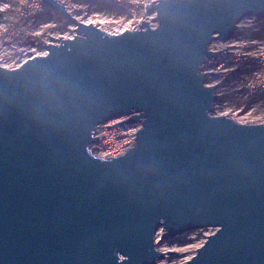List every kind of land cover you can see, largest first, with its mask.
Masks as SVG:
<instances>
[{"label":"water","instance_id":"1","mask_svg":"<svg viewBox=\"0 0 264 264\" xmlns=\"http://www.w3.org/2000/svg\"><path fill=\"white\" fill-rule=\"evenodd\" d=\"M41 1L75 34L0 63V264H155L161 239L207 227L187 264H264V122L214 115L203 70L264 0H154L155 25L120 33ZM124 116L135 145L95 155Z\"/></svg>","mask_w":264,"mask_h":264},{"label":"rangeland","instance_id":"2","mask_svg":"<svg viewBox=\"0 0 264 264\" xmlns=\"http://www.w3.org/2000/svg\"><path fill=\"white\" fill-rule=\"evenodd\" d=\"M46 6L26 3L25 0H0V63L13 68L33 55L47 50L53 37H66L73 33L72 24L62 27L50 15ZM65 20V19H64ZM68 22V21H67ZM108 30L105 18H94L93 23ZM247 41H253L255 49L264 48V20L247 18L240 22V29L226 42L215 41L210 48L225 49L228 46L241 48ZM227 59V58H225ZM210 72V85L217 86L218 98L214 115H228L241 122H264V96L257 102L247 101L250 95L246 88L255 82V73L237 69L231 61L225 65L218 64L204 67ZM261 84L264 86V75ZM261 88V87H259ZM216 228L195 229L172 238H162L164 229H160L157 239L158 248L162 251H174L155 264H187L207 240V236L215 233Z\"/></svg>","mask_w":264,"mask_h":264},{"label":"built area","instance_id":"3","mask_svg":"<svg viewBox=\"0 0 264 264\" xmlns=\"http://www.w3.org/2000/svg\"><path fill=\"white\" fill-rule=\"evenodd\" d=\"M25 1L26 3H32L40 6L44 5L41 0ZM153 1L154 0H60V2H63L64 8L67 12L79 21L93 23L94 18H105V21L108 22L109 26L108 31L114 33H120L129 28H138L144 20H148L155 25L152 18L156 14L148 13L146 8L147 4H151ZM93 24H95V22ZM239 29L240 23L236 31ZM74 34L75 26L73 27V33L66 37H73ZM253 44V41H247L242 44L241 48L231 46L226 47L229 53L224 54L223 56H220L219 51L224 50L222 49L224 47L210 48L211 50L218 51V57L208 59L206 63L203 64V70L207 65L214 66L218 64L219 67H222L225 65V60L228 59V61H231V64L235 65L237 69L242 71H252L255 73V82L249 84L246 90L250 96L263 97L264 86L261 84V74L264 75V48L254 50L255 46ZM45 53H47V50L40 54ZM205 72H207L209 78L210 72ZM128 118L130 117L124 116L118 119H113L99 126L96 134V136H98V140L91 146L95 155L107 158L116 157L126 153L135 145L137 140L136 133L143 127V119L141 121L138 119L136 122L125 123L126 128L122 125H114ZM107 126L111 127L107 128Z\"/></svg>","mask_w":264,"mask_h":264},{"label":"trees","instance_id":"4","mask_svg":"<svg viewBox=\"0 0 264 264\" xmlns=\"http://www.w3.org/2000/svg\"><path fill=\"white\" fill-rule=\"evenodd\" d=\"M111 11H113V10H111ZM47 13H48V15L52 16V17L58 22V25H59L60 27H62L64 23H65V24L68 23V22H67L66 20H64L62 17L52 14L51 10H48ZM261 99H262L261 96H258V97L250 96V99L247 100V101L257 102V101H260Z\"/></svg>","mask_w":264,"mask_h":264},{"label":"bare ground","instance_id":"5","mask_svg":"<svg viewBox=\"0 0 264 264\" xmlns=\"http://www.w3.org/2000/svg\"><path fill=\"white\" fill-rule=\"evenodd\" d=\"M47 7V6H46ZM48 8V7H47ZM49 9V8H48ZM49 10H51V9H49ZM160 249V248H159ZM161 250V249H160Z\"/></svg>","mask_w":264,"mask_h":264}]
</instances>
